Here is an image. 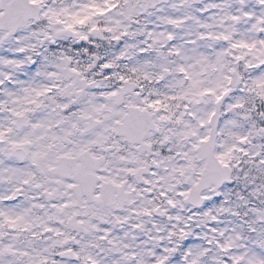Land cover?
<instances>
[{
	"label": "snow or ice",
	"instance_id": "1",
	"mask_svg": "<svg viewBox=\"0 0 264 264\" xmlns=\"http://www.w3.org/2000/svg\"><path fill=\"white\" fill-rule=\"evenodd\" d=\"M0 264H264V0H0Z\"/></svg>",
	"mask_w": 264,
	"mask_h": 264
}]
</instances>
